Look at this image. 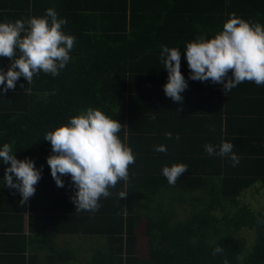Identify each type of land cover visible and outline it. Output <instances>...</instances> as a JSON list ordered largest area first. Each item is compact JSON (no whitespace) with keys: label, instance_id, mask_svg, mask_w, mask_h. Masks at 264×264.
Listing matches in <instances>:
<instances>
[{"label":"trees","instance_id":"obj_1","mask_svg":"<svg viewBox=\"0 0 264 264\" xmlns=\"http://www.w3.org/2000/svg\"><path fill=\"white\" fill-rule=\"evenodd\" d=\"M39 1L0 0V19L42 16L49 7L37 9ZM56 1L58 14L67 10ZM79 2L80 14L64 29L76 37L66 67L57 76L41 71L30 85L21 77L16 93H0V145L43 165L26 204L0 180V264H264V205L252 207L246 195L264 189V85L244 81L226 93L220 83L188 79L184 59L187 42L212 38L233 13L264 25V0ZM165 44L181 48L189 84L182 102L164 92ZM89 107L125 125L119 135L127 133L138 153L129 180L101 197L95 213L75 211L70 177L56 185L47 165L51 144L43 138ZM221 140L234 143L237 166L205 152L206 143ZM159 144L168 151H155ZM174 162L188 170L170 185L161 169ZM7 166L0 164V179ZM121 191L128 194L119 198ZM57 235L104 242L82 253L68 241L58 249ZM217 245L224 252L213 255Z\"/></svg>","mask_w":264,"mask_h":264},{"label":"clouds","instance_id":"obj_2","mask_svg":"<svg viewBox=\"0 0 264 264\" xmlns=\"http://www.w3.org/2000/svg\"><path fill=\"white\" fill-rule=\"evenodd\" d=\"M67 23V18L59 16L53 7L47 8L42 16L0 21V57L12 59L6 71L0 68V91L14 90L21 77L30 85L41 71L57 76L66 67L76 40L65 32ZM184 53L190 69L188 79L220 83L226 93L244 81L264 85V25L259 22L233 13L212 38L198 36L187 42ZM160 60L168 72L163 86L165 95L174 102H182V93L189 84L181 71V48L162 45ZM122 126L125 125L103 110L89 107L43 135L51 144L47 165L56 185L63 187L65 176L72 181L75 211L95 213L101 197L110 196V189L118 181L129 180L130 165L136 162L138 153L127 143V133L123 138L119 135ZM165 136L173 138L171 132H165ZM175 139H180L179 134ZM234 148L229 140L204 145L209 156L227 157L233 167L241 159ZM155 151L166 153L168 147L159 144ZM0 164L8 165L0 179L4 187L18 192L22 197L20 203L26 204L37 190L43 165L36 167L30 157L19 159L13 145L7 142L0 145ZM186 170L187 164L174 162L163 166L161 174L168 184L174 185ZM127 194L121 191L118 195L121 198ZM223 252V246L217 245L212 254ZM223 264L230 261L225 258Z\"/></svg>","mask_w":264,"mask_h":264},{"label":"crops","instance_id":"obj_3","mask_svg":"<svg viewBox=\"0 0 264 264\" xmlns=\"http://www.w3.org/2000/svg\"><path fill=\"white\" fill-rule=\"evenodd\" d=\"M80 0H63L62 5H66L67 4V10H63V12L60 14L61 17H66L68 20V23L64 26V29H69V26L71 24V20L70 18H72V21L75 20L77 14H80L81 11H76V9L81 5ZM100 1H109V0H100ZM111 1V0H110ZM58 2L55 0H40L39 2H37L36 4V8H41L44 9L45 7H55V9H58ZM7 2H5L6 5ZM8 6H16L17 2H9L7 4ZM15 9V8H14ZM0 21H15V19H9V20H2L0 19ZM70 21V22H69ZM0 67L4 68L5 70L8 69V67L10 66L12 59L9 57H0ZM19 81H17V86L19 85ZM18 91V89H9L6 94H12V93H16ZM1 93V91H0ZM0 96H2V94H0ZM26 232H28V215L26 214ZM89 238H95V239H101L99 237H82L79 235H57L55 237H53V241L54 244L57 246L58 249L62 248L64 245V242L68 241L71 245H69V247L72 249L74 248V245L79 246L80 244H82V240L83 239H89ZM103 239V238H102ZM103 241V240H102ZM104 242V241H103Z\"/></svg>","mask_w":264,"mask_h":264},{"label":"rangeland","instance_id":"obj_4","mask_svg":"<svg viewBox=\"0 0 264 264\" xmlns=\"http://www.w3.org/2000/svg\"><path fill=\"white\" fill-rule=\"evenodd\" d=\"M246 195H247V201H249L252 204V207L257 208V206L264 205V189H260L259 192L255 190H250ZM186 207L189 208V206ZM101 243H103L102 240L99 239L97 240L95 238L83 239L82 244H80L78 248L80 252L84 253L90 251L91 247L100 246ZM145 247H146V243L142 242L140 249L143 250V248Z\"/></svg>","mask_w":264,"mask_h":264}]
</instances>
